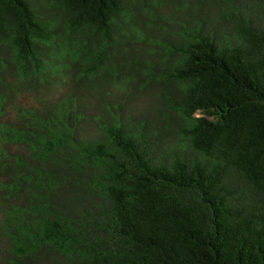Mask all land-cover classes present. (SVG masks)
I'll return each instance as SVG.
<instances>
[{"label": "trees", "instance_id": "16d2710c", "mask_svg": "<svg viewBox=\"0 0 264 264\" xmlns=\"http://www.w3.org/2000/svg\"><path fill=\"white\" fill-rule=\"evenodd\" d=\"M0 264H264V0H0Z\"/></svg>", "mask_w": 264, "mask_h": 264}, {"label": "rangeland", "instance_id": "374dc122", "mask_svg": "<svg viewBox=\"0 0 264 264\" xmlns=\"http://www.w3.org/2000/svg\"><path fill=\"white\" fill-rule=\"evenodd\" d=\"M21 100L27 101V99H25V98H23V97H21Z\"/></svg>", "mask_w": 264, "mask_h": 264}]
</instances>
